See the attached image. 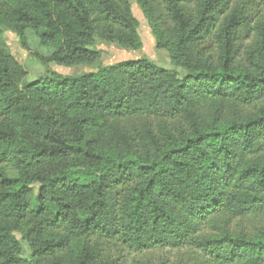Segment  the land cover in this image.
Wrapping results in <instances>:
<instances>
[{"label":"trees","instance_id":"obj_1","mask_svg":"<svg viewBox=\"0 0 264 264\" xmlns=\"http://www.w3.org/2000/svg\"><path fill=\"white\" fill-rule=\"evenodd\" d=\"M142 8L183 78L143 58L22 84L0 53V264H119L117 244L264 264V0ZM1 28L67 67L140 45L129 0H0Z\"/></svg>","mask_w":264,"mask_h":264},{"label":"rangeland","instance_id":"obj_2","mask_svg":"<svg viewBox=\"0 0 264 264\" xmlns=\"http://www.w3.org/2000/svg\"><path fill=\"white\" fill-rule=\"evenodd\" d=\"M134 17L139 23L140 45L138 48H126L117 42H109L97 38L92 49L98 53L97 60L92 64L75 66H62L53 60L55 50L44 47L37 36L31 32H26L24 40L10 30L0 29V53L11 57L19 66L18 75L21 76V83H32L39 80L43 75L52 72L61 76L85 75L98 73L102 69L118 66L119 64L135 61L143 58L150 59L158 66L167 69L177 78L185 76L186 71L179 67L172 59L167 49L159 48L156 31L153 29L147 15L142 8L143 0H129ZM159 11L161 8L158 7ZM163 21L167 18L163 12ZM31 199L34 201L40 190V185L31 186ZM18 238L25 247L24 258L31 255L30 243ZM113 258L119 264H137L147 262L149 264H199L198 251L188 249H153L148 252H137L122 244H117L112 251Z\"/></svg>","mask_w":264,"mask_h":264}]
</instances>
